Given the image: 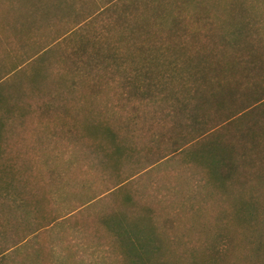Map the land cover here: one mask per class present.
<instances>
[{"label": "trees", "instance_id": "obj_1", "mask_svg": "<svg viewBox=\"0 0 264 264\" xmlns=\"http://www.w3.org/2000/svg\"><path fill=\"white\" fill-rule=\"evenodd\" d=\"M199 1L92 0L90 8L88 0H18L6 7L11 20L0 22V47L9 32L21 53L10 66L0 60V264H57L63 244L76 257L101 250L107 264H182L170 260L197 256L177 255L151 226L164 197L154 179L159 167L179 163L180 176L199 189L264 188L263 14L242 0L241 9L232 6L229 23L220 22L218 50L199 49L192 41L206 37L211 24L208 12L200 19ZM184 11L192 22L183 20ZM34 35L44 36L43 47L36 48ZM105 97L116 103L96 112L92 102ZM69 99L80 104L73 111L54 104ZM39 100L55 106L46 104L45 112L57 108L75 120L74 128L86 110L84 133L70 137L87 139L88 147L66 168L47 172L48 191L42 183L24 184L20 195L5 135ZM114 107L119 117L104 115ZM154 148L164 155L154 159ZM83 168L114 183L96 191L89 181L82 188L86 201L69 200L62 181ZM142 181L147 184L139 188ZM47 202L65 213L31 219ZM231 249L215 242L197 264H223Z\"/></svg>", "mask_w": 264, "mask_h": 264}, {"label": "rangeland", "instance_id": "obj_2", "mask_svg": "<svg viewBox=\"0 0 264 264\" xmlns=\"http://www.w3.org/2000/svg\"><path fill=\"white\" fill-rule=\"evenodd\" d=\"M17 1L0 0V22L2 18H5V21L11 20V14L6 11V7L12 4L17 5ZM228 2L229 7L227 9ZM247 4H250L251 10L258 12V15L263 14L261 20H264V0H247ZM87 5L91 8L92 0H88ZM192 6L195 5L192 4ZM232 6L241 9L243 6L242 0H200L196 5V11L199 12L200 19L203 18L205 12L210 13L208 19L211 24L209 29L207 28L206 37L205 34H203V37H196L192 41L194 44L190 47L197 46L200 49L206 48L208 45L209 51L218 50V48L213 46L218 44L219 38L224 34L221 28L222 23L220 24V22L225 19L223 22L227 21L229 23V17H231L233 11ZM245 6L246 3L244 2ZM185 12H183V20L192 22V19L186 16ZM61 23V21H58L55 26L58 27ZM204 31L206 30L204 29ZM1 37L8 44L1 45L0 60L10 66L16 61L17 55L21 52L18 46L13 43L9 32L6 35H1ZM31 40H35L38 43L35 45L36 48L45 45V42H42L44 36L34 35ZM79 91L84 95L88 93L86 87L80 88ZM84 99L85 97L81 98V100ZM114 102L116 103L112 97L109 99L105 97L104 99L93 101L92 104L94 110H97L96 112L101 109L106 112V108L112 107ZM46 104L50 109H54L55 106H66L69 112L80 105L72 99L57 101L54 103L55 106H51L53 103H45L39 100L36 103L34 102L35 111L33 114L15 120L14 127H10L7 130L8 132L5 135V156L9 157L8 165H14L12 171L15 175L14 178L19 180L20 193L18 194L20 195H22V185L24 184L33 186L42 183L47 185L48 191L50 189L48 184L53 181L50 180V175L47 172L51 173L56 168H66L67 161L70 162L73 155L76 159V152L86 150L88 147L86 145L88 143L87 139L83 138V140L80 139V141L75 142L70 137L71 132L74 135L75 133L78 135L84 133V128L81 124L84 120L83 116L87 115L84 112L86 110L79 112V121H76L79 126L74 128L71 124L75 120L70 116L65 118L66 115L61 113L62 110L57 111V108L52 112H45V109H47ZM117 109L114 107L113 112L103 114L109 115V118L112 116L117 118L119 117ZM90 115L94 116L95 119L101 116V114L93 115V113H90ZM139 141L137 143L140 147L144 139ZM159 149L154 148V159L164 155V149ZM149 161H152V157L149 158ZM129 166L130 164H127L125 168L129 170L131 167ZM144 166L143 164V166L139 167ZM159 168V171L154 175V179L156 180L155 182L160 184L161 192L159 194H164V197L159 202L161 207L158 208V218L157 216L156 218L154 217L155 222L151 226L156 227L162 233V236L166 238L164 239L165 245L167 243L171 245L172 250L177 255L182 253V250H187L186 255L191 252L198 257L187 258L186 256L168 260L182 264H197L200 259L199 255L209 254L212 244L216 242L219 248H232L229 261L226 260L223 264H264V188L261 184L257 183L243 187L239 184L237 186L235 184H227L218 189L214 187L213 191L210 188L199 189L200 184H193L180 176L179 173L182 170H180L181 166L179 163ZM83 170L84 168L75 173H68L62 181L63 190L69 192V200L86 201L88 196L82 193V188L89 181L92 184L95 182L94 186L98 187L96 191L105 189L114 183V180L102 179L95 174L89 176ZM24 171L30 172V175ZM2 179L3 177L0 175V181ZM143 184H147V182H140L139 188L144 187L145 185ZM151 188L149 186V189ZM52 190L54 192L55 187ZM196 190L197 192L194 193ZM153 200L157 202L155 198ZM64 213V209H56L47 202L43 204L40 212L31 213V219L47 218L48 221L49 218L62 216ZM14 218H16V215L12 217V219ZM44 235L43 232L41 236ZM215 239L218 240L215 241ZM68 246V244L60 246L59 255L61 257L56 259L57 264H107L109 262V258L106 257L107 254L101 260V250L90 248L84 252L80 250V254L76 257L77 255L72 256L73 250ZM29 247L30 245L26 246L25 249ZM164 260H167V257H164ZM46 263L48 261L41 259V262L34 264ZM113 264H116V262H113Z\"/></svg>", "mask_w": 264, "mask_h": 264}]
</instances>
